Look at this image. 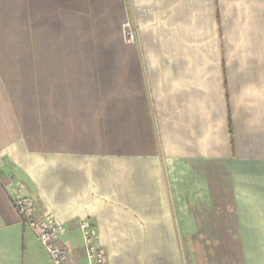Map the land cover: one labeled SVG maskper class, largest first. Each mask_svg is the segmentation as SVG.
Listing matches in <instances>:
<instances>
[{
    "label": "crops",
    "instance_id": "0c3cea01",
    "mask_svg": "<svg viewBox=\"0 0 264 264\" xmlns=\"http://www.w3.org/2000/svg\"><path fill=\"white\" fill-rule=\"evenodd\" d=\"M16 185L76 264H264V0H0V264H51Z\"/></svg>",
    "mask_w": 264,
    "mask_h": 264
},
{
    "label": "built area",
    "instance_id": "2783aa9c",
    "mask_svg": "<svg viewBox=\"0 0 264 264\" xmlns=\"http://www.w3.org/2000/svg\"><path fill=\"white\" fill-rule=\"evenodd\" d=\"M123 35L128 42L135 41V31L130 23L123 26ZM12 204L24 223L35 233L51 264H76L72 261L70 248L61 242L62 224L35 213L32 201L26 197L21 185L12 191ZM82 234L85 262L83 264H106L104 251L97 245L93 227L83 221L79 224Z\"/></svg>",
    "mask_w": 264,
    "mask_h": 264
}]
</instances>
